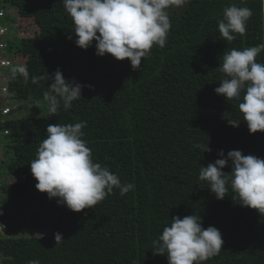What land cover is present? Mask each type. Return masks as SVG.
I'll return each mask as SVG.
<instances>
[{
  "label": "trees",
  "instance_id": "trees-1",
  "mask_svg": "<svg viewBox=\"0 0 264 264\" xmlns=\"http://www.w3.org/2000/svg\"><path fill=\"white\" fill-rule=\"evenodd\" d=\"M5 1L16 8L25 35L30 32L8 46L21 66L0 71L9 72L4 76L17 101L27 99L34 107L35 100H45L49 107L48 75L57 68L66 79L92 88L82 89L76 115L53 116L48 111L37 116L34 112L40 110L33 108L23 116L15 107L2 125L11 131L7 141L14 143L6 153L16 154L3 167L25 178L13 192L18 198L35 192L31 218L46 219L47 226L57 218L44 239L25 233L0 237L4 264H28L32 259L40 264H168L166 254L153 253V241L173 217L193 214L202 218L204 229L217 228L224 241L219 255L203 264H264V216L240 206L230 189L224 199H216L208 183L199 180L201 166L220 158L221 149L225 156L240 150L264 159V132L250 134L240 101H227L214 91L226 78L218 69L224 52L264 43V0H188L179 9L173 5L166 46H153L137 70L128 59L97 56L95 41L86 50L76 46L63 0ZM233 4L250 8L253 15L245 34L228 42L217 21ZM30 19L38 29L29 27ZM256 61L264 63V51ZM21 67L26 72H20ZM33 77L39 78L36 83ZM225 113L240 120L239 126H230ZM81 121L87 122L83 139L93 161L107 166L122 183L134 184L135 190L121 196L114 188L93 208L73 212L36 189L29 164L49 124ZM197 144H208L211 153H203ZM222 171L230 173L231 162ZM57 232L64 240L55 244Z\"/></svg>",
  "mask_w": 264,
  "mask_h": 264
},
{
  "label": "clouds",
  "instance_id": "clouds-1",
  "mask_svg": "<svg viewBox=\"0 0 264 264\" xmlns=\"http://www.w3.org/2000/svg\"><path fill=\"white\" fill-rule=\"evenodd\" d=\"M188 0H63V7L72 18L75 44L81 49H88L95 41L96 55L103 57L110 54L118 61L128 59L133 70L141 68L142 59L146 58L153 46L164 48L167 35L171 29L168 10L173 5L182 6ZM253 12L248 7L235 4L227 6L223 18L218 19V31L228 42L243 36L247 21ZM72 36H69L71 39ZM264 51V43L236 48L223 53L219 71L226 76L214 89L227 101H240L238 108L246 122L249 133L264 132V63L256 61V57ZM20 72H25L21 67ZM50 91L45 92L49 101L48 111L55 115L63 101V107L69 109L73 101L81 99L84 87L77 81L68 80L57 68L49 76ZM33 83L38 77H33ZM244 93L241 97V93ZM224 118L232 127H238L240 120ZM86 121L75 124H49L46 138L40 143L37 156L30 162V171L35 180V187L46 193L49 199L56 198L58 205L66 206L70 211L80 212L85 208H93L119 189L124 196L135 190L132 183H122L118 175L107 166L96 163L92 158V150L83 139L82 131ZM194 147L202 152L211 153L209 145L197 144ZM220 157L214 163L201 166L199 180L208 183L215 198L222 200L229 189L242 207L255 209L264 216V159L254 155H243L240 150H231L225 156L221 149ZM231 162V172L222 171ZM24 176H21V178ZM23 182V181H19ZM18 182V183H19ZM14 189V187H13ZM18 198L13 192L8 202L10 207L9 227L20 229L28 216H20L19 207L12 202ZM22 211V210H21ZM0 215L3 211L0 210ZM23 220V221H24ZM170 226L163 228L158 239L153 241L154 254L167 255L168 264H203L210 258L219 255L224 243L221 232L214 226L202 227L199 215L179 216L171 219ZM29 234L30 231L27 230ZM15 235V234H14ZM38 240L44 239L43 233L34 235ZM55 244L64 240L62 234H54ZM28 264H40L38 259Z\"/></svg>",
  "mask_w": 264,
  "mask_h": 264
},
{
  "label": "built area",
  "instance_id": "built-area-1",
  "mask_svg": "<svg viewBox=\"0 0 264 264\" xmlns=\"http://www.w3.org/2000/svg\"><path fill=\"white\" fill-rule=\"evenodd\" d=\"M0 4H2L0 7V71H4V69L19 64L16 54L8 52L9 43L16 38L30 35V32L28 31L27 35H25L24 28L18 26L17 18L19 15L16 8L11 7L5 0H0ZM8 8L16 10V13L10 14ZM9 15H12L10 16V23H2V17ZM7 74L9 76V72ZM7 74H0V164H6L8 160L16 159L15 151H12L11 154L13 155L6 153L7 148L14 143L7 141V136L11 134L10 129L2 126L7 121L6 117L13 113L17 101L10 89L8 76H4ZM21 176L23 175L11 171L0 173V210L3 211V215L0 216L4 218L3 222H1L0 218V237L13 236V232L9 228L10 217L7 216L10 212V207L5 202H8L13 194V187L19 181H22ZM5 258L6 255L0 250V264H4Z\"/></svg>",
  "mask_w": 264,
  "mask_h": 264
},
{
  "label": "rangeland",
  "instance_id": "rangeland-1",
  "mask_svg": "<svg viewBox=\"0 0 264 264\" xmlns=\"http://www.w3.org/2000/svg\"><path fill=\"white\" fill-rule=\"evenodd\" d=\"M179 8H180V6H176V9H179ZM8 10H9L10 14L16 13V10H14V9L8 8ZM10 16H12V15L2 17V23H10V21H11ZM29 23H30L29 27H34L35 30L38 29V26L31 19L29 20ZM78 102H79V100L73 101L72 107L69 109H65L63 107V101L61 100L60 106H59L58 111L55 115L56 116L57 115H63V116H65V115H76L77 114V108H78ZM34 104H35V106L31 107L29 105V100H27V99L26 100H18L15 103V107L19 108L17 110V113L20 115H23V116L29 115L33 111V108L40 110V111L34 112V113H36L37 116L44 115V114L48 113V106H47V102L45 100L44 101L35 100ZM14 110H15V108H14ZM14 110H13V112H14ZM5 170H6V166L3 167V164H0V173H3ZM24 180H25V178L22 177V181H24ZM34 195H35V192L33 190H31V194L27 198L20 196V198L14 197L12 199V202H14V204L19 207L18 211H19L20 216L30 217V218H26L25 220L23 218H20V221L23 222V226H22V228L17 230L18 232L12 231L13 235L14 234L15 235H18V234L23 235L24 233L28 234L27 230L30 231V233L28 235H34L36 233L50 234V230H51L50 226L57 220V218L52 219L51 224L49 226H47L48 220H46V219L37 218V217L31 218V214L35 209V201H34V197H33ZM32 200H33V203H32ZM15 264H27V263L18 262Z\"/></svg>",
  "mask_w": 264,
  "mask_h": 264
},
{
  "label": "crops",
  "instance_id": "crops-1",
  "mask_svg": "<svg viewBox=\"0 0 264 264\" xmlns=\"http://www.w3.org/2000/svg\"><path fill=\"white\" fill-rule=\"evenodd\" d=\"M9 227H11V226H9ZM12 229H13V230H11V231H14V232L18 230V229L15 230V229H14V226H12ZM17 232H18V231H17Z\"/></svg>",
  "mask_w": 264,
  "mask_h": 264
}]
</instances>
